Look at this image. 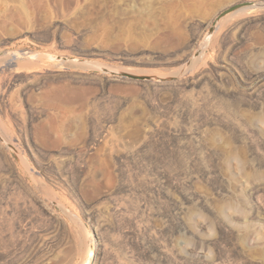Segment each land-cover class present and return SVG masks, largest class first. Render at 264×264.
<instances>
[{
	"label": "rangeland",
	"instance_id": "obj_1",
	"mask_svg": "<svg viewBox=\"0 0 264 264\" xmlns=\"http://www.w3.org/2000/svg\"><path fill=\"white\" fill-rule=\"evenodd\" d=\"M234 1L0 0V264H264V0L188 62Z\"/></svg>",
	"mask_w": 264,
	"mask_h": 264
},
{
	"label": "water",
	"instance_id": "obj_2",
	"mask_svg": "<svg viewBox=\"0 0 264 264\" xmlns=\"http://www.w3.org/2000/svg\"><path fill=\"white\" fill-rule=\"evenodd\" d=\"M253 3L252 1H246V0H237L234 1L232 3H230L229 5L225 6L223 9H221L215 16V18H213L211 24L209 25V27L206 30L205 36L202 38L201 43L197 46V50L191 55L190 59L188 60V62L190 63L193 59L197 58L200 53L203 50V47L210 41V39L212 38L215 30L217 29V25L218 22L220 21V19L224 16H226L227 14L233 12L234 10L245 6V5H249ZM255 3V1H254ZM25 56L27 58H34L36 60L39 61H76L77 59L75 57L72 56H67V55H61L58 53H53V52H45V51H36V52H30L25 54ZM98 69H100L101 71L108 73L112 76L115 77H121V78H127V79H132V80H167V79H171L170 77H162V76H158V75H154V74H146V73H135V72H131L128 70H124V69H117V68H112L106 65H97L96 66ZM1 140L3 141V143H5L6 145H8L12 151H14L16 154L17 149L8 141L4 140L1 138ZM54 204H58L55 201H52Z\"/></svg>",
	"mask_w": 264,
	"mask_h": 264
},
{
	"label": "bare ground",
	"instance_id": "obj_3",
	"mask_svg": "<svg viewBox=\"0 0 264 264\" xmlns=\"http://www.w3.org/2000/svg\"><path fill=\"white\" fill-rule=\"evenodd\" d=\"M246 1H251V0H246ZM252 2L253 3H251V4H249V5H245V6H242V7H240V8H238V9H236V10H234L233 12H231V13H229V14H227L226 16H224V17H222L221 19H220V21L221 20H223V19H225L226 17L227 18H231V16H235V15H245L246 13V11H249V10H251V8L252 7H256L257 6V4L256 3H254V1L252 0ZM245 13V14H244ZM248 13V12H247ZM228 16H230V17H228ZM11 54L12 55H14L13 57H19L20 55H18L17 54V52L16 51H14V50H12L11 51ZM10 54V55H11ZM11 55V56H12ZM15 57V58H16ZM13 60V59H12ZM64 61V60H63ZM161 81V80H160ZM5 134V133H4ZM39 162V161H38ZM41 163V162H40ZM38 170V169H37ZM12 171V170H11ZM10 171V172H11ZM35 171V170H34ZM12 173V172H11ZM13 176V175H12ZM86 244V264H92L93 263V257H94V250L90 247V244H91V241H89V238L87 237V239H86V242H85Z\"/></svg>",
	"mask_w": 264,
	"mask_h": 264
}]
</instances>
